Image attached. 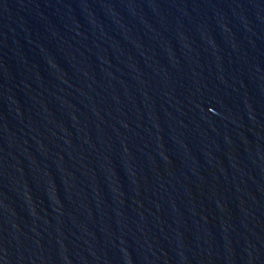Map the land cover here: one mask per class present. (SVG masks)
Returning <instances> with one entry per match:
<instances>
[{
    "label": "water",
    "instance_id": "95a60500",
    "mask_svg": "<svg viewBox=\"0 0 264 264\" xmlns=\"http://www.w3.org/2000/svg\"><path fill=\"white\" fill-rule=\"evenodd\" d=\"M0 264H264V0H0Z\"/></svg>",
    "mask_w": 264,
    "mask_h": 264
}]
</instances>
